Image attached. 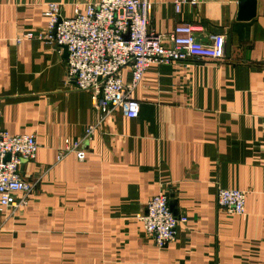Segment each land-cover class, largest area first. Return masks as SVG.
<instances>
[{
	"label": "crops",
	"instance_id": "1",
	"mask_svg": "<svg viewBox=\"0 0 264 264\" xmlns=\"http://www.w3.org/2000/svg\"><path fill=\"white\" fill-rule=\"evenodd\" d=\"M97 1L0 0V130L34 135L36 158L19 173L41 175L24 209L0 214V264H264V0L248 20L238 0H198L179 15L148 0L149 31L168 40L190 23L204 43L223 35L224 58L151 65L132 95L139 116H106L84 161L56 162L99 115L67 77L63 48L16 40L46 30L49 2L71 17ZM219 188L246 194L244 216L217 206ZM160 191L187 218L163 249L138 220Z\"/></svg>",
	"mask_w": 264,
	"mask_h": 264
},
{
	"label": "built area",
	"instance_id": "2",
	"mask_svg": "<svg viewBox=\"0 0 264 264\" xmlns=\"http://www.w3.org/2000/svg\"><path fill=\"white\" fill-rule=\"evenodd\" d=\"M179 15L184 5L198 0H170ZM148 0H98L74 7L71 17H62L60 4L49 2L43 16L46 30L26 33L16 40L37 39L64 46L67 52L66 75L78 91L90 93L97 114L96 123L87 126L79 139H64L56 162L72 154L77 161L86 158L84 145L91 140L106 116L119 111L127 119L139 116L140 105L133 92L145 71L153 64L181 63L188 60L221 61L225 56L223 35H212L202 42L190 23H177L168 40L148 30ZM130 69V78L122 81L121 71ZM34 135H12L0 130V214L12 217L24 209L34 193L41 175L25 179L19 173L22 163L33 161L38 152ZM8 157V160L6 158ZM246 194L239 189L219 188L217 206L229 215H245ZM143 232L159 249L176 239L178 227L187 223L183 215H174L169 197L160 191L147 203L138 217Z\"/></svg>",
	"mask_w": 264,
	"mask_h": 264
},
{
	"label": "water",
	"instance_id": "3",
	"mask_svg": "<svg viewBox=\"0 0 264 264\" xmlns=\"http://www.w3.org/2000/svg\"><path fill=\"white\" fill-rule=\"evenodd\" d=\"M239 5V20H248L253 17L255 10V0H238ZM63 48L65 56H67L66 48L64 46H59ZM8 160V157L6 158ZM169 197V207L174 215H178V210L176 208V200L173 199V195H168Z\"/></svg>",
	"mask_w": 264,
	"mask_h": 264
},
{
	"label": "rangeland",
	"instance_id": "4",
	"mask_svg": "<svg viewBox=\"0 0 264 264\" xmlns=\"http://www.w3.org/2000/svg\"><path fill=\"white\" fill-rule=\"evenodd\" d=\"M35 191H36V190H35ZM35 191H34V192H35Z\"/></svg>",
	"mask_w": 264,
	"mask_h": 264
}]
</instances>
